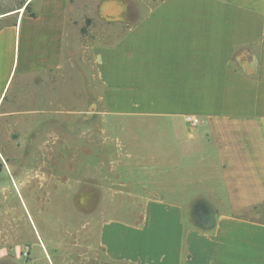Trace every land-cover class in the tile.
Segmentation results:
<instances>
[{
  "label": "crops",
  "instance_id": "1",
  "mask_svg": "<svg viewBox=\"0 0 264 264\" xmlns=\"http://www.w3.org/2000/svg\"><path fill=\"white\" fill-rule=\"evenodd\" d=\"M31 2L30 14L0 17V117L64 119L66 90L80 112L88 53L90 111L100 103L107 114L160 120L154 152H168L169 162L159 165L195 168L187 183L209 184L223 206L203 230L186 225L181 203L145 197L138 224L100 225L106 261L264 264V219L240 217L264 206V0H176L184 14L146 15L132 26L104 15L89 21L87 48L74 0ZM186 115L201 122L189 126Z\"/></svg>",
  "mask_w": 264,
  "mask_h": 264
},
{
  "label": "rangeland",
  "instance_id": "2",
  "mask_svg": "<svg viewBox=\"0 0 264 264\" xmlns=\"http://www.w3.org/2000/svg\"><path fill=\"white\" fill-rule=\"evenodd\" d=\"M26 1L0 0V14ZM33 6L25 13H32ZM73 11L75 18H85L87 48L89 21L97 17L129 19L132 26L146 15L184 14L185 7L176 0H74ZM5 20L0 18V26ZM118 25L117 30H125ZM89 85L84 53L80 112L71 104L73 91L66 90L64 119L0 117V264H131L106 261L98 241L103 221L138 224L144 198L152 196L181 203L186 225L205 230L223 208L221 200L210 198L209 184L187 183L195 168L159 165L169 162L168 152H154V127L160 120L107 114L100 103L97 113L91 112ZM38 124L42 128L35 135L32 128ZM40 142L44 149L37 150ZM241 216L263 220L264 206Z\"/></svg>",
  "mask_w": 264,
  "mask_h": 264
},
{
  "label": "built area",
  "instance_id": "3",
  "mask_svg": "<svg viewBox=\"0 0 264 264\" xmlns=\"http://www.w3.org/2000/svg\"><path fill=\"white\" fill-rule=\"evenodd\" d=\"M184 120L189 126H195L201 122V120L199 118H197L195 116H191V115H186L184 117Z\"/></svg>",
  "mask_w": 264,
  "mask_h": 264
},
{
  "label": "bare ground",
  "instance_id": "4",
  "mask_svg": "<svg viewBox=\"0 0 264 264\" xmlns=\"http://www.w3.org/2000/svg\"><path fill=\"white\" fill-rule=\"evenodd\" d=\"M28 2H29V0H28ZM13 12H18L19 16H21L23 14V12H24V5H22L21 7H19L17 10H13V11H9V12L0 14V17L3 16V15H5V14H10V13H13Z\"/></svg>",
  "mask_w": 264,
  "mask_h": 264
},
{
  "label": "trees",
  "instance_id": "5",
  "mask_svg": "<svg viewBox=\"0 0 264 264\" xmlns=\"http://www.w3.org/2000/svg\"><path fill=\"white\" fill-rule=\"evenodd\" d=\"M29 4H30V1L29 2H25L23 4L24 5V11H27L28 10ZM240 217H242V216L240 215ZM243 218H245V217H243Z\"/></svg>",
  "mask_w": 264,
  "mask_h": 264
},
{
  "label": "flooded vegetation",
  "instance_id": "6",
  "mask_svg": "<svg viewBox=\"0 0 264 264\" xmlns=\"http://www.w3.org/2000/svg\"><path fill=\"white\" fill-rule=\"evenodd\" d=\"M108 262V261H107ZM110 262V261H109Z\"/></svg>",
  "mask_w": 264,
  "mask_h": 264
}]
</instances>
